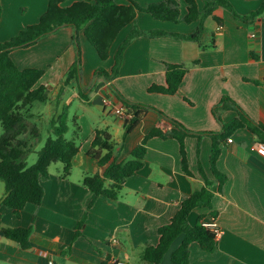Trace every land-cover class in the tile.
Instances as JSON below:
<instances>
[{
	"label": "crops",
	"instance_id": "obj_1",
	"mask_svg": "<svg viewBox=\"0 0 264 264\" xmlns=\"http://www.w3.org/2000/svg\"><path fill=\"white\" fill-rule=\"evenodd\" d=\"M78 1L83 0H68L62 5L70 6ZM114 1L120 5L130 3V0ZM133 1L146 6L163 0ZM177 1L182 19L188 13L187 4L185 0ZM207 1L212 0H196L200 11L204 10ZM228 2L237 14L247 16L258 10L264 0ZM48 4L49 0H1L0 44L35 21L38 23ZM27 5L37 8L35 21L12 17L13 8ZM136 23L142 31L163 30L185 35L192 34L198 27V22H165L145 12L137 13ZM132 29L133 24H130L119 33L107 61L99 57L84 33L80 34V43L83 42L85 48L80 79L85 88H91L87 93L89 100L82 99L84 102L90 103L94 95H99L102 100L96 97L92 101H100L103 105L105 98H112L116 107H121L124 105L119 94L130 103L160 110L192 132L218 133L222 130V122H230L238 116L231 107L220 108L219 118L213 113L214 107L224 97H229L248 117L264 125V13L254 23L246 24L219 7L205 20L199 41L169 36L137 37L125 49L117 77L110 81L96 77L95 71L102 65L95 60L96 56L87 43L102 61L107 62L103 68L111 72L116 52ZM73 33L72 27H65L31 47L17 49L10 54L20 69L45 70L39 85L48 88L51 104L56 103L57 106L62 102L61 111L56 110L57 116L65 109V102L69 103L72 97L80 98L75 80L63 85L66 73L76 61ZM89 57L94 59L91 68H87ZM167 64L187 69L179 90L174 95L151 92L153 86H166ZM70 87H73L71 97ZM111 113L114 114L113 110ZM35 116L33 114L32 121ZM90 116L97 121L94 112ZM75 119L81 122L80 126L76 125L80 128L82 143L79 154L73 159L70 176L62 178L63 166L56 172L49 170V178L42 181L44 198L41 205L28 203L20 217L1 205L5 193L0 198L4 227L32 228L26 249L0 232V264H143L140 260L142 248L157 246L159 228L172 220L184 200L205 186L200 166L209 179L217 182L211 167L212 139L209 136H203L201 140L196 137L185 139L191 176L182 168L178 140L152 137L147 142L144 168L126 180L117 201L103 196L96 198L88 210L81 235L75 238L77 225L94 198L82 180L85 174L97 171L96 161L87 155L95 129L110 133L117 147V160L124 163L132 158L133 150L153 128H159L166 134L174 129L158 113L149 111L126 138L125 121L119 118L124 129L121 138L115 142L107 121L103 120L100 127L87 126L84 129L82 122L87 121L86 115ZM116 131L118 134L119 130ZM259 143V138L244 128L236 130L221 146L217 169L227 176V180L222 191L214 195L212 208L194 209L188 223L194 226L200 216L206 215V222H214L222 233L213 252H206L197 242L192 243L191 264H264V157L257 152ZM75 170L82 175L76 176ZM182 241L183 235L173 242L161 264H172L171 254Z\"/></svg>",
	"mask_w": 264,
	"mask_h": 264
},
{
	"label": "trees",
	"instance_id": "obj_2",
	"mask_svg": "<svg viewBox=\"0 0 264 264\" xmlns=\"http://www.w3.org/2000/svg\"><path fill=\"white\" fill-rule=\"evenodd\" d=\"M66 1L68 0H49L48 9L37 24L27 26L9 41L0 44V124L3 128V133L0 135V179L5 185V195L1 200V205L11 209L17 217H20L28 203L41 205L44 198L42 181L49 178V168L52 164L62 163V178L70 176L73 159L79 154L80 147L75 140L65 138L69 127L68 115L63 109L51 123L52 135L39 152L37 162L32 166L28 165L27 155L34 149L41 136L39 126L32 121L31 108L35 102H47L49 90L46 86L39 85L45 71L36 68L20 69L10 56L12 51L31 47L42 38L62 28L72 27L76 61L66 73L63 85L67 86L75 80L80 98L88 101L87 93L91 91V88H85L80 79L82 75L80 34L82 32L96 49L99 57L102 60H107L110 48L119 33L128 25L133 24L132 31L116 52L115 64L111 72L103 67H99L95 71L96 77H103L110 81L119 75L124 51L137 37L169 36L181 40L199 41L204 32L205 20L219 7L225 8L232 13L236 20L246 24L254 23L264 13V2L258 10L247 16H241L235 12L228 0L207 1L203 11L198 9L196 0H185L188 13L181 19L177 0H163L146 6H140L133 0H130L127 5H120L114 0H83L70 6H63L62 4ZM138 12L149 13L156 20L165 22H185L187 24L198 22V27L188 35L169 33L163 30L142 31L136 23ZM1 17L0 0V19ZM186 73L187 69L183 66L167 64L166 86H153L150 91L174 95L179 90ZM117 95L132 114L131 118L125 122L124 138L139 125L144 115L149 111L158 113L164 120L172 124L174 129L172 133L166 134L159 128H153L133 150L132 158L125 163L118 162L116 144L113 143L110 133L107 130L95 129L92 146L87 155L96 161L97 171L85 174L82 180L83 185L89 189L94 198L87 205L82 220L77 225L75 238L81 235L88 210L94 205L96 198L103 196L110 201H117L126 180L137 175L144 168L147 142L150 138L178 140L182 168L187 175L191 176L185 139L196 137L201 140L203 136H209L212 139L211 167L217 182L209 179L200 166L205 186L184 200L172 220L159 228V244L142 248L140 255L143 264H161L173 242L183 235L181 245L171 254V261L172 264H191L190 245L192 243L197 242L206 252H213L216 248L217 238L214 232L205 225L207 216H200L194 226L188 223V217L196 208H212L214 195L222 191L227 176L217 169L221 146L236 130L244 128L251 131L261 143H264V125L253 121L234 101L229 97H224L221 103L214 107V115L218 117L220 108L231 107L238 113V116L230 122H222V130L218 133H196L152 106L130 103L119 94ZM79 131L80 128H78ZM27 134L30 136L31 142L23 140V136ZM0 232L5 238L17 242L22 248L29 247L32 228H6L2 225L0 215Z\"/></svg>",
	"mask_w": 264,
	"mask_h": 264
},
{
	"label": "rangeland",
	"instance_id": "obj_3",
	"mask_svg": "<svg viewBox=\"0 0 264 264\" xmlns=\"http://www.w3.org/2000/svg\"><path fill=\"white\" fill-rule=\"evenodd\" d=\"M36 9H37L36 7H31L28 5L21 6V7H15L12 9V17L15 19L24 18L26 20L35 21L34 19L36 17ZM34 23L37 24L36 21ZM87 44L92 50L93 54H95L96 56L95 60H99L98 62H100V64L103 67L107 63L106 62L107 60L102 61L97 56L95 49L89 43ZM80 46L84 54L85 48H84L83 42L80 43ZM93 65H94V59L92 57H89L87 59V68H91ZM72 89L73 87H70L69 89L70 97L73 94ZM96 97L102 100V96H99V95H94L92 97V100ZM92 100L90 103H86L79 97H72L69 100L70 101L69 103L66 104L65 102L64 108L68 115V127H69L68 132L65 134V138L67 140H75L79 146L81 145L82 136L80 135V132H78L77 130L78 126L81 125V122L76 120L75 117L84 114L87 117V121L82 122L84 129H87V126L88 127H92V126L100 127V125H102L103 120L107 121V123L112 128V133L114 134V141L118 142V138L119 137L121 138V135L124 129L123 123L122 124L119 123L120 117L117 116L115 113L114 114L111 113V111L113 110V107H110V106L105 107L104 105H102L100 101H95V100L92 101ZM55 104H51L50 101H47L45 103L35 102L33 104V109H31V111L34 115H36L33 121L36 122L38 126L40 127L41 136L39 138L38 143L35 145L34 149L31 152H29L27 155V163L29 166H32L37 162L39 152L45 146L47 139L52 135L51 123L54 119H56V116H57L56 110L61 111L62 102H58L57 106H55ZM49 105L52 107V109L51 107L49 109ZM49 110L50 111L52 110V111L50 112ZM91 112H94L96 114L97 121L91 118L90 116ZM41 113L44 115H40ZM76 123L78 124V126L76 125ZM117 129L119 130L118 134L116 131ZM2 133H3V128L0 124V135ZM23 139L29 140L30 136L28 134L24 135ZM116 152H117V147H116ZM62 166H63L62 163L57 162V163L52 164L49 170L51 172H56L57 169L61 170ZM75 175L76 176L82 175V172L80 174L78 170H75ZM4 193H5V185H4V182L0 179V198L4 195Z\"/></svg>",
	"mask_w": 264,
	"mask_h": 264
},
{
	"label": "built area",
	"instance_id": "obj_4",
	"mask_svg": "<svg viewBox=\"0 0 264 264\" xmlns=\"http://www.w3.org/2000/svg\"><path fill=\"white\" fill-rule=\"evenodd\" d=\"M103 105L105 107H107V106L113 107V112L116 115H118L125 122L127 120H129L131 118V116H132V114L129 111V109L125 108L124 106L116 107L115 101L112 98H105L103 100ZM229 142H232V140L229 139ZM257 152L262 157H264V143H259L257 145ZM205 225L214 232L216 238H219L221 236L222 231L214 224V222H206ZM113 264H127V263H124V262H114Z\"/></svg>",
	"mask_w": 264,
	"mask_h": 264
}]
</instances>
